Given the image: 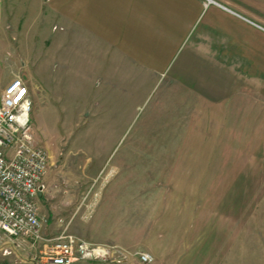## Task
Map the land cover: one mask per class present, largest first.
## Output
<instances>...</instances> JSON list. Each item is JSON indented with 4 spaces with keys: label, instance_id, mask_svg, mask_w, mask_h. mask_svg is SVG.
<instances>
[{
    "label": "rangeland",
    "instance_id": "374dc122",
    "mask_svg": "<svg viewBox=\"0 0 264 264\" xmlns=\"http://www.w3.org/2000/svg\"><path fill=\"white\" fill-rule=\"evenodd\" d=\"M22 23L0 22V96L15 77L35 88L31 129L49 155L37 201L44 238L66 230L149 253V264L187 253L192 264H264V117L240 123L248 108L238 91L224 100L205 85L192 90L190 68L158 77L121 69L110 82L64 73L48 55L45 22ZM43 249L27 242L11 257L42 264Z\"/></svg>",
    "mask_w": 264,
    "mask_h": 264
},
{
    "label": "crops",
    "instance_id": "0c3cea01",
    "mask_svg": "<svg viewBox=\"0 0 264 264\" xmlns=\"http://www.w3.org/2000/svg\"><path fill=\"white\" fill-rule=\"evenodd\" d=\"M0 22H45L48 55L63 60L64 73L110 82L121 69L158 77L190 68L192 90L205 85L224 100L238 91L248 108L239 122L263 121L264 0H0ZM191 261L187 253L173 264Z\"/></svg>",
    "mask_w": 264,
    "mask_h": 264
},
{
    "label": "built area",
    "instance_id": "2783aa9c",
    "mask_svg": "<svg viewBox=\"0 0 264 264\" xmlns=\"http://www.w3.org/2000/svg\"><path fill=\"white\" fill-rule=\"evenodd\" d=\"M31 107L26 82L15 77L0 97V264H31L33 260L11 257L27 242L32 247L44 243L39 260L42 264H124L131 259L152 263L154 258L149 253L129 254L117 246L90 244L66 230L54 238L43 237L37 201L49 155L34 142Z\"/></svg>",
    "mask_w": 264,
    "mask_h": 264
},
{
    "label": "water",
    "instance_id": "95a60500",
    "mask_svg": "<svg viewBox=\"0 0 264 264\" xmlns=\"http://www.w3.org/2000/svg\"><path fill=\"white\" fill-rule=\"evenodd\" d=\"M42 190H43V188L41 187V188L39 189V194H38L39 199L42 198Z\"/></svg>",
    "mask_w": 264,
    "mask_h": 264
}]
</instances>
